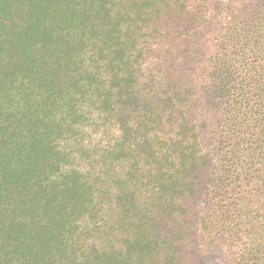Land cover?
Wrapping results in <instances>:
<instances>
[{"label": "trees", "instance_id": "trees-1", "mask_svg": "<svg viewBox=\"0 0 264 264\" xmlns=\"http://www.w3.org/2000/svg\"><path fill=\"white\" fill-rule=\"evenodd\" d=\"M218 1L0 0V264H264V3Z\"/></svg>", "mask_w": 264, "mask_h": 264}, {"label": "rangeland", "instance_id": "rangeland-1", "mask_svg": "<svg viewBox=\"0 0 264 264\" xmlns=\"http://www.w3.org/2000/svg\"><path fill=\"white\" fill-rule=\"evenodd\" d=\"M217 4L219 1L216 0ZM264 0H235L227 8L229 16L249 19L259 12ZM84 166V165H83ZM235 245L229 240H219L197 253L190 264H234Z\"/></svg>", "mask_w": 264, "mask_h": 264}]
</instances>
